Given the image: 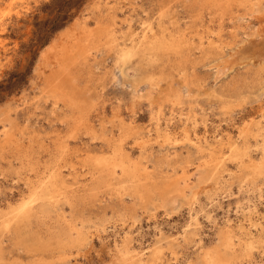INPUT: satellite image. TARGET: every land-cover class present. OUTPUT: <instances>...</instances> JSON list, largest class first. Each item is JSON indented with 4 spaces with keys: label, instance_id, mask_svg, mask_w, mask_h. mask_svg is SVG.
Returning <instances> with one entry per match:
<instances>
[{
    "label": "rangeland",
    "instance_id": "obj_1",
    "mask_svg": "<svg viewBox=\"0 0 264 264\" xmlns=\"http://www.w3.org/2000/svg\"><path fill=\"white\" fill-rule=\"evenodd\" d=\"M65 1L0 0V264H264V0Z\"/></svg>",
    "mask_w": 264,
    "mask_h": 264
},
{
    "label": "bare ground",
    "instance_id": "obj_2",
    "mask_svg": "<svg viewBox=\"0 0 264 264\" xmlns=\"http://www.w3.org/2000/svg\"><path fill=\"white\" fill-rule=\"evenodd\" d=\"M228 0H225V1H222L221 4H226ZM240 2H247L249 0H238ZM254 3V2H253ZM82 22V21H81ZM75 22L72 27L70 29H68L64 35L67 36V37H70L72 43H73V47L71 49H73L76 53H79L80 55L84 54L86 52V50H84V46L85 45H88V42L90 40H96L100 37V35L104 34L107 36L108 40L111 42H114L116 40V36L114 35V30L112 29V24L109 23V24H106L105 23V17L102 18V20L98 21V23L96 24V27H94V29H89L88 26H86V24L83 22ZM161 36L158 37L155 32H151L150 34L147 33V32H143L142 36L140 39L138 40H133L132 41V44L130 47H128L127 50L123 51L122 52V55L123 56H126V55H130L132 53L129 54L130 51L134 52L137 48H141V47H145V50L149 51L146 55V58L147 59H152V55L154 53H157V52H161V51H164L165 49H168L169 47L175 49V50H178L179 49V45L180 43L178 42L179 40H175V37L172 36V33L171 32H168L166 35H164L165 33V30H162L161 31ZM186 43V42H185ZM84 44V45H83ZM112 45V44H111ZM118 45V44H117ZM122 47V45H121ZM120 47V48H121ZM51 49V48H50ZM187 49V48H186ZM207 49V48H206ZM75 56V55H74ZM76 59V57H75ZM79 62V61H78ZM79 72V71H78ZM86 76V75H85ZM68 83V80L65 79V77H63L61 79L60 82H58V84H56L57 86H54L53 89L56 91H58V94L59 95H64L63 93V90L61 85H67ZM75 88V87H74ZM67 99L68 96H67ZM79 99V98H78ZM64 100V99H63ZM72 100V99H71ZM70 102V100H68ZM76 101V99H75ZM71 103V102H70ZM80 102H78V105H79ZM82 103V102H81ZM81 105V104H80ZM98 159H96V162H97ZM100 160V159H99ZM91 161V160H90ZM30 163V162H29ZM97 164V163H96ZM95 164V165H96ZM94 165V164H93ZM57 172V171H56ZM53 173V172H52ZM54 174V173H53ZM55 175V174H54ZM49 176V175H48ZM51 176V175H50ZM53 176V175H52ZM58 176V175H57ZM97 178V177H96ZM48 179V178H47ZM43 181V180H42ZM54 181V180H53ZM40 182V181H39ZM47 182V181H46ZM49 182V181H48ZM53 184V183H52ZM51 184V182H49V185L50 186H53ZM36 185V184H34ZM43 185V184H42ZM140 186L141 185H146L145 181H142L140 182L139 184ZM45 186V185H44ZM40 187V185H39ZM49 187V186H48ZM47 185L45 187V189H41V191H46L47 190ZM41 188V187H40ZM43 188V187H42ZM46 194V193H45ZM44 194V195H45ZM38 196V195H37ZM36 197L35 196V192L34 194H30L29 199L28 201H24L22 203H20L19 205L15 206V211L16 212H19L21 211L25 204L29 201L32 200V198ZM37 199V198H36ZM38 200V199H37ZM35 201V200H34ZM33 202V200H32ZM12 207V206H11ZM11 209V208H10ZM28 209V207L26 208ZM31 209V208H30ZM14 215V214H13ZM23 214H20V216H17V217H22ZM24 216V215H23ZM8 220H11V221H14V219H10V218H6ZM17 220L19 218H16ZM16 220V221H17ZM15 221V222H16ZM5 222V221H4ZM14 222V223H15ZM18 222V221H17ZM6 223V222H5ZM4 223V224H5ZM8 223V222H7ZM13 223V222H11ZM19 225V223H16ZM6 225V224H5ZM70 227V226H69ZM17 228V227H16ZM15 229V227H14ZM15 233V232H14ZM22 233V232H21ZM24 234V233H23ZM17 235V234H16ZM26 236V234H24ZM27 237V236H26ZM18 238V236H17ZM211 262H213V260H211Z\"/></svg>",
    "mask_w": 264,
    "mask_h": 264
},
{
    "label": "trees",
    "instance_id": "obj_3",
    "mask_svg": "<svg viewBox=\"0 0 264 264\" xmlns=\"http://www.w3.org/2000/svg\"><path fill=\"white\" fill-rule=\"evenodd\" d=\"M80 0H66L65 2H67L66 4H68L69 6H75L79 3ZM61 6V5H60ZM61 11L60 13H58L59 15L55 16V22L52 23L53 27H58L60 26L62 23H64V21H66L67 19H69L70 17V13L67 12V7H64V9H62V7H60Z\"/></svg>",
    "mask_w": 264,
    "mask_h": 264
}]
</instances>
